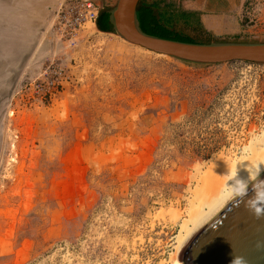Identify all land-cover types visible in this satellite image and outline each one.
<instances>
[{
	"label": "rangeland",
	"instance_id": "rangeland-1",
	"mask_svg": "<svg viewBox=\"0 0 264 264\" xmlns=\"http://www.w3.org/2000/svg\"><path fill=\"white\" fill-rule=\"evenodd\" d=\"M115 1L0 0V264H169L189 175L264 128V64L98 42ZM157 2L200 43L264 39V0H213L222 34Z\"/></svg>",
	"mask_w": 264,
	"mask_h": 264
},
{
	"label": "water",
	"instance_id": "water-1",
	"mask_svg": "<svg viewBox=\"0 0 264 264\" xmlns=\"http://www.w3.org/2000/svg\"><path fill=\"white\" fill-rule=\"evenodd\" d=\"M140 0H116L109 11L112 32L152 52L198 64L250 61L264 64V39L183 42L143 32L136 17ZM264 207V169L248 180L182 249V264H229L233 255L247 264H264V216L248 207Z\"/></svg>",
	"mask_w": 264,
	"mask_h": 264
},
{
	"label": "bare ground",
	"instance_id": "bare-ground-1",
	"mask_svg": "<svg viewBox=\"0 0 264 264\" xmlns=\"http://www.w3.org/2000/svg\"><path fill=\"white\" fill-rule=\"evenodd\" d=\"M86 26L92 37L98 42H105L108 40L107 37L111 36L133 45L139 51L153 53L156 56H167L127 42L116 33L99 30L92 21H88ZM95 31H97L96 34ZM248 139V142L240 143L239 138L234 137L231 140L232 144L223 154L213 157L208 162L206 170H201V165H198L189 175L192 186L188 195H184L182 198L183 209L175 208L173 209L175 212L169 213L171 214V216L169 215L170 222L179 226L173 243V252L171 251L169 260L167 259L169 264H182L179 255L194 234L235 195L243 184L264 169V128L259 133L249 131ZM131 147L134 149L135 144L133 143ZM179 202L180 200H177V203ZM158 203L163 204V201L160 200Z\"/></svg>",
	"mask_w": 264,
	"mask_h": 264
},
{
	"label": "trees",
	"instance_id": "trees-1",
	"mask_svg": "<svg viewBox=\"0 0 264 264\" xmlns=\"http://www.w3.org/2000/svg\"><path fill=\"white\" fill-rule=\"evenodd\" d=\"M154 7L156 6L144 3V0H140L138 2L136 17L139 27L143 32L178 41L193 42L192 39L183 36L182 34L172 32V30H170L167 25L163 23L162 19L164 16L160 15V13L154 12ZM95 24L99 30L108 32L113 31L109 20V11L106 9L99 11Z\"/></svg>",
	"mask_w": 264,
	"mask_h": 264
},
{
	"label": "crops",
	"instance_id": "crops-1",
	"mask_svg": "<svg viewBox=\"0 0 264 264\" xmlns=\"http://www.w3.org/2000/svg\"><path fill=\"white\" fill-rule=\"evenodd\" d=\"M158 0H146L147 4H151L156 6L158 4ZM185 10H186V18L182 20L186 25H192V19L195 18L196 21L199 20L204 30L207 32H212L215 34H222L224 32V27L215 25L216 22L221 21V15L216 13L215 4L213 0H186L185 2ZM155 8V7H154ZM153 8L154 12L155 9ZM165 11L159 10L160 15H162ZM162 19L163 23L167 25V27L172 30V32L180 34L173 30V22L171 18L165 17ZM194 16V17H193ZM192 28V27H191ZM193 40V42H198L192 38L190 34L183 35Z\"/></svg>",
	"mask_w": 264,
	"mask_h": 264
},
{
	"label": "clouds",
	"instance_id": "clouds-1",
	"mask_svg": "<svg viewBox=\"0 0 264 264\" xmlns=\"http://www.w3.org/2000/svg\"><path fill=\"white\" fill-rule=\"evenodd\" d=\"M249 210L257 217L264 216V207L257 206L255 204H248ZM229 264H247L246 259L243 256L233 255L229 260Z\"/></svg>",
	"mask_w": 264,
	"mask_h": 264
},
{
	"label": "built area",
	"instance_id": "built-area-1",
	"mask_svg": "<svg viewBox=\"0 0 264 264\" xmlns=\"http://www.w3.org/2000/svg\"><path fill=\"white\" fill-rule=\"evenodd\" d=\"M79 17V16H78ZM96 17H97V12L96 11H91V12H89V14H87L84 18V20H88V21H92V22H96ZM80 19V18H79ZM79 19H78V21H79ZM79 23V22H78ZM96 25V24H95ZM243 63H245L246 64V62H243Z\"/></svg>",
	"mask_w": 264,
	"mask_h": 264
}]
</instances>
